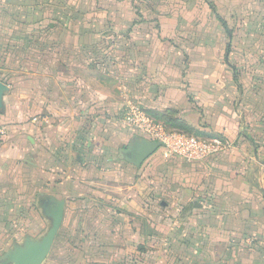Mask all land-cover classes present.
<instances>
[{"label":"crops","instance_id":"crops-1","mask_svg":"<svg viewBox=\"0 0 264 264\" xmlns=\"http://www.w3.org/2000/svg\"><path fill=\"white\" fill-rule=\"evenodd\" d=\"M0 82V264L59 206L40 264H264V0H0ZM130 105L227 147L136 165Z\"/></svg>","mask_w":264,"mask_h":264},{"label":"built area","instance_id":"built-area-1","mask_svg":"<svg viewBox=\"0 0 264 264\" xmlns=\"http://www.w3.org/2000/svg\"><path fill=\"white\" fill-rule=\"evenodd\" d=\"M127 124L143 130L152 140L162 143L164 154L186 162H201L224 151L227 147L219 137L200 138L187 133L167 130L148 117L137 105H130L125 112Z\"/></svg>","mask_w":264,"mask_h":264},{"label":"water","instance_id":"water-1","mask_svg":"<svg viewBox=\"0 0 264 264\" xmlns=\"http://www.w3.org/2000/svg\"><path fill=\"white\" fill-rule=\"evenodd\" d=\"M5 88V85L0 82V105L2 104V94ZM161 146L162 143L160 141L142 139L140 144L137 146L134 163L139 165L145 158L150 156ZM61 217L62 208L59 206L54 215L51 228L46 232L38 245L30 246L27 250L21 251L18 254V257L16 258V262L18 264H40L45 259L49 252L54 235L60 225Z\"/></svg>","mask_w":264,"mask_h":264},{"label":"rangeland","instance_id":"rangeland-1","mask_svg":"<svg viewBox=\"0 0 264 264\" xmlns=\"http://www.w3.org/2000/svg\"><path fill=\"white\" fill-rule=\"evenodd\" d=\"M62 2H63V1H62ZM44 12H45L44 15H48V14H49L50 16L52 15V11H51V12H48L47 9H45ZM14 57H17V56H14ZM179 132H180V131H179ZM183 133H184V132H183ZM186 133H187V132H186ZM189 134H190V135H193V134H191V133H189ZM194 136H196V135H194ZM200 138H205V137H200ZM211 138H212V137H211ZM181 161H182V160H181Z\"/></svg>","mask_w":264,"mask_h":264}]
</instances>
